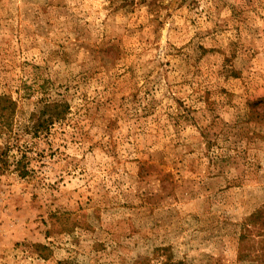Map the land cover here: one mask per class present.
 <instances>
[{"label":"rangeland","instance_id":"obj_1","mask_svg":"<svg viewBox=\"0 0 264 264\" xmlns=\"http://www.w3.org/2000/svg\"><path fill=\"white\" fill-rule=\"evenodd\" d=\"M263 99L264 0H0V264H264Z\"/></svg>","mask_w":264,"mask_h":264},{"label":"trees","instance_id":"obj_2","mask_svg":"<svg viewBox=\"0 0 264 264\" xmlns=\"http://www.w3.org/2000/svg\"><path fill=\"white\" fill-rule=\"evenodd\" d=\"M256 104L264 107V99ZM50 121L56 122L64 116L65 108L54 104ZM3 115L0 109V121ZM237 245V261L264 263V209L247 217L241 225Z\"/></svg>","mask_w":264,"mask_h":264}]
</instances>
